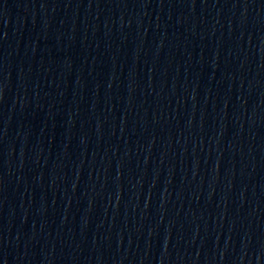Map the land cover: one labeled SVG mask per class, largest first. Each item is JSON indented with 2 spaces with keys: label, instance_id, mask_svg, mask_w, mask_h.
I'll return each mask as SVG.
<instances>
[{
  "label": "water",
  "instance_id": "obj_1",
  "mask_svg": "<svg viewBox=\"0 0 264 264\" xmlns=\"http://www.w3.org/2000/svg\"><path fill=\"white\" fill-rule=\"evenodd\" d=\"M237 160L248 264H264V0H234Z\"/></svg>",
  "mask_w": 264,
  "mask_h": 264
}]
</instances>
